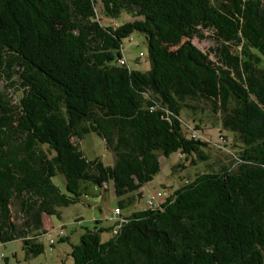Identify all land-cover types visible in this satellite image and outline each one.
Returning <instances> with one entry per match:
<instances>
[{"label": "trees", "instance_id": "16d2710c", "mask_svg": "<svg viewBox=\"0 0 264 264\" xmlns=\"http://www.w3.org/2000/svg\"><path fill=\"white\" fill-rule=\"evenodd\" d=\"M97 2L106 18L131 19L102 24ZM134 32L146 40L147 71L130 69L124 57L121 41ZM208 33L214 60L191 41ZM1 79L21 87L16 102L0 90L1 244L22 238L28 257L41 253L27 230L75 203L81 182L110 181L122 197L153 179L160 155L207 160L201 120L181 119L203 104L239 143L232 161L150 207L156 191L127 216L121 209L133 196L121 198L114 226L95 220L69 255L73 264H264V1L0 0ZM91 131L112 151V164L79 148ZM14 200L22 225L12 217Z\"/></svg>", "mask_w": 264, "mask_h": 264}, {"label": "rangeland", "instance_id": "374dc122", "mask_svg": "<svg viewBox=\"0 0 264 264\" xmlns=\"http://www.w3.org/2000/svg\"><path fill=\"white\" fill-rule=\"evenodd\" d=\"M264 1V0H262ZM96 10L98 18L102 24H113L116 26L122 19L129 20V15L122 14L121 20H110L102 13L101 3L97 2ZM207 33V32H206ZM211 33V32H209ZM207 36L203 39L194 37L191 41L201 51L208 54V58L214 60V54L209 49L215 45L214 39ZM132 38L126 37L121 41L123 54L126 58L130 69L147 71L150 68L149 58L147 54V44L144 36L138 32L132 33ZM173 47H170L172 50ZM6 83V86H3ZM19 79L15 82L8 80H0V90L10 96L13 102H16L20 96ZM181 119L183 123L193 124L194 120H201V132L208 140V145L204 146L203 154L208 159L201 161L194 155H180L173 152L169 156L160 155V171L153 179L142 186L138 192L133 191L127 196H133L130 204L121 210L124 214L145 208L146 200L156 191L169 190L172 191L181 186L185 181L191 180L197 173L216 169L220 164H227L232 161L233 155L239 149V143L234 142L232 134L225 130L220 132L219 122L213 116L210 106L201 104L195 113L182 110ZM219 135L225 136V142L219 143ZM75 142V140H73ZM79 148L83 151L87 159L100 158L105 164H112L114 156L112 151L105 147L103 138L95 132H88L78 140ZM191 159L195 160L192 164ZM183 166H174L177 163ZM53 181L62 193L68 194L64 180L57 174L53 177ZM82 195L75 203L68 206L58 207L59 216L56 214H43L42 227L38 231L29 229L30 235L35 237V241L43 245V251L35 256H27V250L22 238H15L4 244L0 243V255L2 260L0 264H73V260L69 255L70 244L76 243L86 227H93V218L99 219V225L103 227H112L114 222L110 221L109 216L113 215L114 208L118 206V197L113 190L112 182L104 183L102 187L89 182H81ZM12 217L15 223L22 225L24 218L20 211V206L13 201L11 205ZM122 213V214H123ZM98 225V224H97ZM60 230L65 232L69 240H61ZM111 230L101 233L102 239H107L111 235ZM53 241V243L50 242Z\"/></svg>", "mask_w": 264, "mask_h": 264}, {"label": "built area", "instance_id": "2783aa9c", "mask_svg": "<svg viewBox=\"0 0 264 264\" xmlns=\"http://www.w3.org/2000/svg\"><path fill=\"white\" fill-rule=\"evenodd\" d=\"M119 63H123L124 64V60H119ZM192 136H193V138L194 139H196V138H200V135H198L197 133H195V132H193L192 133ZM169 191H167V190H160V191H158L155 195H152L148 200H147V204H148V206H156L157 204H158V200L160 199V198H164L165 196H167V195H169V193H168ZM120 213V211H119V209L116 207V208H114V212H113V215H112V217H110L111 218V220L112 221H117L118 219H119V217H118V214ZM121 220V219H120Z\"/></svg>", "mask_w": 264, "mask_h": 264}, {"label": "crops", "instance_id": "0c3cea01", "mask_svg": "<svg viewBox=\"0 0 264 264\" xmlns=\"http://www.w3.org/2000/svg\"><path fill=\"white\" fill-rule=\"evenodd\" d=\"M161 200H162V199H161ZM161 200H159V201H161ZM122 213H123V212L121 211V214H122ZM130 213H131V212H128V214H124V213H123V215L127 216V215H129ZM109 217H110V216H109ZM93 219H94V220H93V223H94L95 220H98V221H99V219H97V218H93ZM93 226H94V224H93ZM97 226L103 227L102 225H99V224H98ZM86 228H87V227H86ZM66 237H67V236H66ZM68 240H69V238H68Z\"/></svg>", "mask_w": 264, "mask_h": 264}]
</instances>
